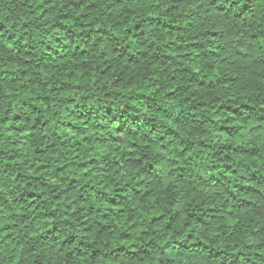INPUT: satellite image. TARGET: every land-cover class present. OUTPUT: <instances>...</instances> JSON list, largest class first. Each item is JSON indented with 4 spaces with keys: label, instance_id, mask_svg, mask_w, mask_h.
Listing matches in <instances>:
<instances>
[{
    "label": "trees",
    "instance_id": "trees-1",
    "mask_svg": "<svg viewBox=\"0 0 264 264\" xmlns=\"http://www.w3.org/2000/svg\"><path fill=\"white\" fill-rule=\"evenodd\" d=\"M0 264H264V0H0Z\"/></svg>",
    "mask_w": 264,
    "mask_h": 264
}]
</instances>
